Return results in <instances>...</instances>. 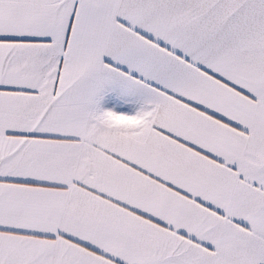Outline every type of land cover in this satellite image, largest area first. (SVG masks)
I'll return each mask as SVG.
<instances>
[{"label":"snow or ice","instance_id":"1","mask_svg":"<svg viewBox=\"0 0 264 264\" xmlns=\"http://www.w3.org/2000/svg\"><path fill=\"white\" fill-rule=\"evenodd\" d=\"M0 264H264V0H0Z\"/></svg>","mask_w":264,"mask_h":264}]
</instances>
